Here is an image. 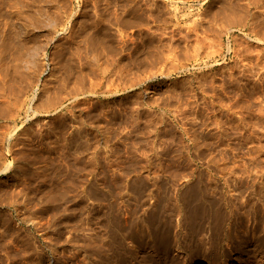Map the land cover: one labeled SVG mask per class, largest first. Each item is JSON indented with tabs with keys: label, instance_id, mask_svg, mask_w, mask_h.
<instances>
[{
	"label": "rangeland",
	"instance_id": "rangeland-1",
	"mask_svg": "<svg viewBox=\"0 0 264 264\" xmlns=\"http://www.w3.org/2000/svg\"><path fill=\"white\" fill-rule=\"evenodd\" d=\"M97 20L108 26L102 30L110 45L104 49L90 35L89 48L78 50L86 63L79 70L76 42ZM222 127L228 133L219 146ZM202 140L215 142L207 143L208 153ZM225 143L234 148L223 154ZM213 155L264 163V0H0L1 264H55L40 247L37 257L36 251H12V245L38 246L43 237L63 242L74 230L104 233L96 223L103 215L96 212L100 201L69 200L62 208L69 216L60 217L46 196L110 189L135 196L143 187L149 197L166 191L176 196L190 169L204 171ZM27 196L33 201L24 203ZM149 197L130 203L131 209L121 204L123 212L145 213ZM171 209L173 233L182 235ZM172 246L169 256L161 253L163 264L200 261V250L189 254L185 246L180 252ZM146 250V263L157 264L153 248Z\"/></svg>",
	"mask_w": 264,
	"mask_h": 264
},
{
	"label": "bare ground",
	"instance_id": "bare-ground-1",
	"mask_svg": "<svg viewBox=\"0 0 264 264\" xmlns=\"http://www.w3.org/2000/svg\"><path fill=\"white\" fill-rule=\"evenodd\" d=\"M138 11L140 12L139 8H138ZM130 13H132V12H130ZM135 15H137V14H135ZM101 20H97L96 23L94 24V26L93 27L91 26V28H92V29L90 28V31L92 30L91 32L84 30L83 33L79 36V38L81 37V39L77 40V38L75 37L77 40V42H76L77 46H75V48L76 47L79 48V49H76L77 52L75 50V52H76L75 56L79 52L78 50H80V48L81 49H82V47L89 48L90 45L88 42H90L89 40H92L90 35L95 37L96 40L99 41V43L101 42L102 47L104 49H106L108 47L107 46L108 43L110 45V37L106 33L108 31L107 30H106V32L103 31L104 30L103 27H105V25H104V22ZM105 20L107 21V18ZM87 26H89V25H87ZM106 27H108V26L106 25ZM102 28H103V30H102ZM109 28H108V30H110ZM87 29L89 30V27ZM80 30H83V28ZM96 40H93V41H95V43H96ZM259 42H260V40H259ZM101 44H97V45L95 44V46H93V47L95 48L96 46H99V45L101 46ZM91 45H94V44H91ZM71 46H72V44H71ZM72 52H74V50H72ZM84 53H85V51H84ZM84 53H82V54H84ZM70 54L72 55V53H70ZM79 54H80V52L78 53L77 58H80L79 61L81 59L83 60L82 56ZM72 58H73V60H76L75 57H70V59H72ZM95 58H94V62L96 61ZM73 60H72V62H73ZM83 62L85 63V61H83ZM94 62L92 64V66H90L91 68H93V65L95 67ZM84 63H82V62L78 63L79 65L76 63L78 65L77 67L79 68V70L83 69ZM73 64H74V62H73ZM87 64H90V63L87 62ZM85 65H86V63H85ZM85 65H84V67H85ZM87 66H89V65H87ZM77 67H75V68H77ZM75 68H73V69H75ZM78 68H77V72H79ZM87 70H85V71H87ZM92 70L94 71V69H92ZM90 71L88 73H90ZM76 76H78V73ZM65 79H68V78H65ZM63 84L65 85V82ZM246 100L248 101V99H246ZM247 101H246V103L244 101L243 102L245 104H247L248 103ZM250 101H252V99ZM74 103L76 104V102H74ZM249 104H250V102H249ZM252 104H250L251 106L249 107V109H251ZM76 106H77V104H76ZM241 108H243V106ZM247 111L250 112V110H247ZM75 123H76V121H75ZM204 124H206V123H204ZM76 126L78 127V125H76ZM64 127H65V125H64ZM223 127H222V129L219 128L221 130L220 132H223V133H220V134H222L221 137H218V140H217L218 144L216 143L219 146H222V145L224 146L223 134L227 135V133H228L227 130H224ZM75 129H77V128H75ZM78 129H80V128L78 127ZM233 129L235 130V128H233ZM65 130H67V126H66ZM69 130H70V128H69ZM215 130L217 132L218 128ZM73 131H75V130H73ZM79 131H81V130H78V132ZM193 131L195 133V130H193ZM65 132L67 133V131H65ZM198 132H196L197 135L200 133V132L199 133ZM63 133H61V134H63ZM76 133L77 132H75V134ZM187 133L189 134L190 132H187ZM69 134H68V136H69ZM79 134H80V132H79ZM213 134H215V133H213ZM230 134L231 133H229V135ZM189 135L192 136V134H189ZM202 135H204V134L202 133ZM232 135L233 134H231V136ZM194 136L196 138H198L196 135H194ZM80 137H82V136H80ZM233 137H236V135L232 136V138ZM207 138H210V137L207 136ZM70 139H71V137H70ZM189 139H190V137H189ZM71 140H69V142ZM203 140H202V142H203ZM228 140H230V139H228ZM240 140H243V139L240 138ZM79 141H77V142H79ZM195 141H194V143H195ZM202 142H201V144H202ZM206 142L208 143V141H206ZM73 143H75L74 140H73ZM203 143L206 144L204 150L205 151L208 150L209 147H208L207 143H205V142H203ZM210 143H212V141L208 143L209 146L211 145ZM70 144H71V142H70ZM201 144H199V145H201ZM225 144L227 145V143H225ZM240 144H241V141H240ZM80 145H81V143H80ZM213 145H215V142ZM241 145H239V146H241ZM65 146H66V144H65ZM74 146H75V144H74ZM237 146H235V148H239ZM68 147H69V145H68ZM231 147H233V146H231ZM231 147H229L228 145L225 148L223 147L224 148L223 154L226 152L227 148L230 149ZM74 148H76V147H74ZM215 148H213V150ZM71 149H72V147H71ZM217 149H219V148H217ZM68 150H70V149H68ZM199 150H201V147L199 148ZM211 150H212V148H211ZM221 150H220V152H221ZM77 151H78V149H77ZM74 152H73V154H74ZM197 152H198V156L202 153L199 151H197ZM217 152H218V150H217ZM203 153H204V151H203ZM65 155H67V154L65 153ZM193 156H195V154H193ZM218 156L213 155L212 158L209 157L208 160L203 162L204 171L203 170H196L197 168L194 169L193 167L196 165H193V167H192L193 169L192 170L190 169L191 174H190V172L188 173V174H190V176H187L190 178H187L186 187H184V189L182 188V190L179 193H176V196H172L171 192H169V196H168L167 195L168 192L166 191L167 193L165 192V194H156L155 193V194H151V197H149L150 195L143 194V192L141 193V191L145 190V187H143L144 188L143 190H140V188H139L140 193H138V194L136 193L135 196L134 195L131 196L130 194L125 195V193L123 194L121 192H117L116 190L111 191L112 189H110L108 191H97V192L92 191L93 193L84 194V195L83 194L82 195H79V194L68 195V194L58 193V194L53 195V196H46L45 197L46 202L52 203L53 208L56 209V211L60 217L69 216L65 211H62L63 205H66V202L69 200L75 201V202H73L72 205L84 204L85 202L89 201L91 198L96 200V201L98 200L101 203L102 202L106 203V204L100 203L99 207L101 209H97V206H96V209L98 211L95 210L97 213H100V215H101V213H103V215H102L103 218L98 215V217H97L98 220L96 221V223H98L99 225L102 226L104 233H101L102 235L99 233H97V234L95 233L94 235L91 234L90 236H86L84 234H81L80 231H78V230H74L72 232L68 231V236L66 237V239L63 242H53L52 240H51L52 242L51 241L49 242V241H47V239H45L43 237V238H39V243H38L39 245L38 246L37 245L32 246L31 243H22L21 245L15 244L14 246L12 245V251L15 250L16 252H19V253L36 251L35 255L37 257H41L40 256L41 253H39L40 251H38V249L40 247L41 248L40 250L43 252L44 251L47 253L51 252V255H52V258L54 259L55 264H58L61 261L65 262L67 264L68 263H70V264H148V262L146 263V258H148L147 256H149V255H144V251L147 248L152 247L154 250V251L153 250L152 251L155 252V255H156L155 259H154L155 262L157 264H161L163 261V259L160 256L161 253L165 252V256H166V254H167V256H169L168 252L172 251L170 249V245L173 243L174 247L173 246L172 247L175 248V250L178 252L183 250L182 246H185L189 250V252H190V249L197 250V252L201 251L202 256L199 257L200 261L197 260L195 262V264H264V255L263 256L258 255V257L256 258V254L263 253L262 251H264V173H262L261 175H258L256 173L257 168L262 167V165L264 163L261 164V162H255L256 159L252 163L246 162L245 160H240V159H239V161H237L235 159H233L232 161H228V160L224 159L222 155H221L222 157H218ZM76 158H78V157L76 156ZM201 158H202V156H201ZM206 158H208V157H206ZM202 159H204V158H202ZM241 159H242V157H241ZM190 162H191V160H190ZM151 163L152 162H150V165L154 166V164H151ZM184 164L186 166V163H184ZM201 164H202V162L200 163V165ZM190 165H192V163ZM187 166H188V163H187ZM124 167L125 166H122V168H124ZM183 167L181 166V168H183ZM152 168H154V167H152ZM187 169H189V168H187ZM174 170H176V169H174ZM184 170H185V168H184ZM236 170L240 171V174H238L239 172H236ZM180 171L179 170L176 171L175 174L173 172V174L176 175V173L180 172ZM160 172L161 171L156 173V171H155L156 174H159ZM165 172H166V170L164 171V173ZM172 172H171V175H172ZM234 172L236 174H234ZM258 172L260 173V170ZM93 173H94V171H93ZM168 173H170V172H168ZM148 176H150V175H148ZM148 176H147V178H148ZM165 176H167V175L165 174ZM176 176H178V175H176ZM145 177L146 176L144 175V178ZM170 177H172V176H170ZM178 177H177V179L179 181ZM174 178L175 177H173V180H172L173 182H174ZM136 180H137V182L140 181V179H136ZM134 181H135V179H134ZM172 181H170V182L172 183ZM175 181H177V180H175ZM140 183H141V181H140ZM130 184H133V183L131 182ZM135 185L136 184H134V186ZM128 186H130V185L128 184ZM137 189H135L136 192H137ZM163 191H165V190H163ZM175 192H174V194H175ZM148 197L150 199H153V203L152 204L149 203L151 205H149V207L145 213L138 214L141 211H133V210H130V211L127 210V212L126 211L123 212V208H122L121 204L126 205V207H129V205L131 203L133 206L134 201L136 203L141 202V201L142 202L143 201L148 202V201H145L148 199ZM30 199H31V197H29V196L25 197L24 203H25V201H33ZM151 202H152V200H151ZM143 204L141 203V205H143ZM167 205L171 206L169 208H172L171 210L174 213L177 210L178 215H177V213H176V215L178 217V223H176V224H179V226L185 230V233H183L182 235L178 234L177 233L178 231L177 232L175 231V233H173V231H174L173 225H175V224H173L174 222H172V220H174V219H172V218L174 216L170 215V211H169V208ZM138 207L139 206H137L136 209H138ZM104 209H106V210L104 211ZM136 209H134V210H136ZM171 216H172V218H171ZM30 219H32V218H30ZM176 220H177V218H176ZM29 221H32V220H29ZM33 223L34 222L32 221V223L30 224V228L35 227L36 230L38 231V228H39L38 223L32 225ZM175 230H177V229H175ZM101 231H102V229H101ZM181 233H182V231H181ZM1 235L4 236L5 232L1 233ZM58 236H59V240L62 239L63 233L59 232ZM55 245H59L61 247V250L57 251V249L54 247ZM75 250H77V252H75ZM169 250H171V251H169ZM176 251H174V252H176ZM147 252H149V251H147ZM175 254H177V253H175ZM189 254H191V252ZM249 255H251V256H249ZM0 256H2V255H0ZM165 256H164V258H165ZM174 256H176V255H174ZM28 257H30V256H26L25 258H28ZM162 257H163V255H162ZM183 257H184V255H183ZM170 260L171 259L167 258L166 263ZM149 263L151 264L152 261ZM0 264H1V262H0Z\"/></svg>",
	"mask_w": 264,
	"mask_h": 264
}]
</instances>
